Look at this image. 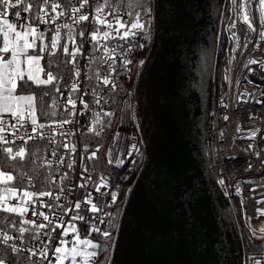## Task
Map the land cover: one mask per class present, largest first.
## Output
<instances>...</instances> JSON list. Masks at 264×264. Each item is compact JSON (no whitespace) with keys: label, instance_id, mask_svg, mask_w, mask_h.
<instances>
[{"label":"built area","instance_id":"built-area-1","mask_svg":"<svg viewBox=\"0 0 264 264\" xmlns=\"http://www.w3.org/2000/svg\"><path fill=\"white\" fill-rule=\"evenodd\" d=\"M113 1L107 0V7L104 9L106 19L109 21L114 19V15H108V13L118 14L124 22L130 24L134 20L133 16L125 9L116 8ZM49 2L60 3L62 9L70 14L71 7H78L82 0H49ZM103 2L104 0H88V4L81 12L88 15L89 20L73 26L71 39L67 35L68 29H60L62 38L75 39L80 52L76 56L73 74L66 79L60 91L56 92L58 118L42 120L38 112L37 116L39 122L47 126H53V121L64 119L70 120L71 123L63 124L52 133L56 144L47 145L45 141H29L30 149H33L36 144L42 146L40 158L37 159L40 168L37 171L32 170L34 177L32 185H29L27 180L21 181L17 178L11 186H15L21 193L24 190L30 192L51 190L54 195L60 194L61 198L59 201H54L50 197H38L37 202L29 206V210L23 217L14 214L17 216V223L11 222L6 227L0 221V232L6 231L13 236L14 239L9 243L16 244L22 250L40 248L43 244H49L48 236L44 233L50 232L51 227L60 223L67 228L68 222L77 214V211L85 218L84 221H73L82 239L92 240L93 235H99L91 231L92 226L108 230L107 221L112 217L106 214H114L120 196V187L126 183H134L145 162L135 87L127 89L119 102L118 97L122 95L120 92L123 90V85L132 75H136L137 79L140 65V62L137 63L138 54L147 48L148 43L150 49L152 36L150 40L146 29L143 28L136 30L135 37H129L127 40L115 37L113 34L107 40L101 39L99 44L92 41L91 33L97 28H100L101 32L111 31L94 21L95 8ZM241 3L242 0H237V5ZM250 3L252 6L248 10L249 20L256 31L248 29L243 20V11L233 4L232 0H225L222 9L219 20L218 51L223 36L227 35L230 44V59L226 67L227 85L221 96H218L214 84L204 154L226 195L231 201L234 196L242 198L245 216L251 227L264 235V231H261L264 229V187H262L264 184V82H254L250 79V75H255L264 80V50H262L264 41L259 37V32L264 31V25L261 24L260 11L257 7L259 0H250ZM32 4L33 8L30 12L11 9L7 18L15 22L18 27L21 23L30 22L37 29L36 36L41 33H56V24L72 23L68 14L60 17L55 24L41 23L37 17L42 15L39 9L43 6V0H37L35 5ZM37 4H39L38 9H34ZM16 11H20L21 18L18 19L12 15ZM229 17L231 20L228 19ZM81 31L84 32L83 37L79 35ZM123 31L125 29H121V32ZM104 48H107L108 52H105ZM252 60L256 63H250ZM77 70L80 72L79 77L75 76ZM104 77L108 78V84L103 83ZM74 82L78 83L79 90L72 93L71 85ZM69 95L76 100L73 115H69L67 111L72 108L71 105H67ZM81 100L88 105L87 109L84 108ZM97 100L99 103H96ZM116 110L118 121L115 127L113 126V133L107 137L110 125L112 128L110 120ZM97 113L99 123H96ZM3 119L8 124L16 123L14 118L8 115H5ZM26 127L30 132V124ZM45 131L51 132V127H46ZM12 132L13 129L6 126L3 135L7 140H15L16 145H20L22 142L17 137L24 135V130L19 129L16 136L11 135ZM252 132H256L255 138L251 137ZM62 133H71V135H62ZM63 144L69 147L57 146ZM3 146L0 144V149ZM73 146L75 151L71 150ZM53 149L57 152L56 156L51 155ZM93 153L95 156L92 155ZM61 157L64 163H60ZM141 158L142 162L139 164ZM44 160L51 161L52 167L48 168ZM3 163L4 153L0 151V170L16 175L14 171L3 169ZM69 163L72 164L71 168L67 166ZM49 173L54 184L42 182ZM61 187L64 189L62 194ZM113 191L117 192L115 203L108 195ZM89 196L91 203H86L85 199ZM39 201H43V204H59L62 207L50 209L44 207ZM77 201L81 204L79 210L74 208ZM17 202L18 198H10V203ZM92 204L96 205L98 209L96 212L90 210ZM34 209L48 215L53 221L48 228L40 230L39 240L34 238V226L22 223L25 220L48 223L40 216H33ZM66 209H72V211L66 213ZM101 219L105 221L104 224L100 223ZM12 224L16 226L13 227ZM20 227L30 229L24 233L22 239L18 231ZM61 232L62 229L57 227L56 232L51 233L49 260L52 264H55L53 250L59 246L60 239L68 240L71 246L74 234L70 232L67 237H63L60 235ZM86 233L90 234L86 236ZM0 258L9 259L10 264H29L27 251H21L19 255H16L11 253L8 246L2 242H0ZM256 260L264 264L263 257L256 258L252 264H255ZM43 264H49V261L45 260ZM64 264L69 262L65 261ZM244 264H248L245 249Z\"/></svg>","mask_w":264,"mask_h":264},{"label":"water","instance_id":"water-1","mask_svg":"<svg viewBox=\"0 0 264 264\" xmlns=\"http://www.w3.org/2000/svg\"><path fill=\"white\" fill-rule=\"evenodd\" d=\"M224 3L152 0L151 47L135 83L145 162L110 264H244L232 201L204 154Z\"/></svg>","mask_w":264,"mask_h":264},{"label":"snow or ice","instance_id":"snow-or-ice-1","mask_svg":"<svg viewBox=\"0 0 264 264\" xmlns=\"http://www.w3.org/2000/svg\"><path fill=\"white\" fill-rule=\"evenodd\" d=\"M234 5H237V0H232ZM88 4V0H82L79 3V6L71 7L70 14L66 13L62 9V5L57 2H49V0H43V6L40 7L39 11L42 13L37 17L41 23H53L66 14L70 15L72 23L56 24L55 36H53L50 49H57V42L60 38V29H68L69 39L73 36V26L81 22L89 20V16L83 14L81 10ZM250 0H242V3L237 5V7L243 11V20L247 24L250 31H256L253 27V24L249 20V9L251 8ZM22 7V11L28 13L33 8L32 3H24V0H15V3L12 0H0V144L4 145L0 151L4 153V162L5 164L9 162H23L30 157L40 158L41 145L36 144L33 149L28 147L29 141H45L47 145L56 144L55 136L52 134L56 132L58 127H61L63 124L71 123L70 120L64 119L60 121H53V126H47L43 123H40L37 116V104L39 103L42 107V114L45 116H55L56 112L54 110H43V96L37 97L34 93L30 94H21L22 89L26 86L36 85V86H46L52 85L55 87L56 92L60 91V88L56 85V81L59 79L58 76L54 75L51 71L45 72L44 69L40 66V61L42 57L38 54H28V50L35 47V40L37 38H42L43 34L41 33L39 37L36 36L37 29L32 26L30 22L21 23L19 27L13 21H10L7 17L10 14L11 9ZM66 7V6H65ZM105 7H107V0H104L103 3L99 4L95 8L96 15L94 17L95 23L99 25L106 26L111 31L101 32L100 28H97L91 33V40L99 44L101 39L107 40L110 36L115 34V37L120 39L127 40L129 37H135L136 30H142L144 25L140 23L139 14L136 15V18L130 23L127 24L124 22L118 14L108 13V15H114V19L109 21L106 19ZM260 11V20L261 24L264 25V0H259L257 5ZM50 9V12H49ZM54 13L55 15H51ZM16 18H21L20 11L12 13ZM234 27V25H233ZM121 29L125 31L121 32ZM81 37L84 36V32L79 33ZM29 37H32L30 40ZM260 40L264 41V31L259 32ZM74 43V41H73ZM62 51L67 56L71 57L70 60L66 63L75 64L76 56L80 52V47L76 46L73 51H70L67 45L61 46ZM41 52L45 51L44 48L40 49ZM105 52H108L107 48H104ZM52 55H55V52H52ZM10 57V58H6ZM52 61L49 62V67H51ZM127 63V62H126ZM250 63H256L255 60L250 61ZM80 72L77 70L75 76L79 77ZM104 84H108V78L104 77ZM79 90L78 83L74 82L71 85V92L75 93ZM48 93L45 92L44 96H47ZM259 102V101H258ZM81 103L84 104V108L87 109L88 105L81 100ZM99 103V100L96 101ZM67 105H71V109H67L69 115L74 114V109L76 106V100L73 99L72 95H69L67 98ZM57 107L56 100L52 101V109ZM8 115L11 118H14L16 123L8 124L3 117ZM105 115H110L105 113ZM97 120L96 123H99V114H96ZM228 119V117H225ZM30 124V132L27 130V125ZM9 126L13 129L11 135L16 136V133L19 129L24 130V135L18 136L17 138L22 142L20 145H16L15 140H7L3 135L5 127ZM51 127V132H46L45 128ZM99 135V133H96ZM62 135H71V133ZM252 138H255L256 132H252ZM12 145V146H9ZM58 147H69L67 144L57 145ZM251 147V145L249 146ZM72 151H75L73 146ZM52 156H56L57 152L55 149L51 152ZM95 156V153L92 154ZM257 155H259L257 153ZM91 158V157H90ZM60 163H64L63 158H59ZM33 164V171H35L36 165L35 161H30ZM44 164L48 168L52 167L51 161L44 160ZM69 168L72 167V164L67 165ZM251 167V165H249ZM66 175V174H65ZM17 179V176L13 173L0 170V185H4L2 191H0V212L14 215L18 214L23 217L29 210L34 202H37L38 197H50L54 201H59L61 196L60 194H55L51 190L40 191V192H30L24 190L22 193L15 187L11 186L12 182ZM19 179L21 181L27 180L29 185L33 184L34 177L30 175L27 171L19 173ZM63 177L61 178V180ZM43 183L54 184L52 180L51 173L44 177ZM223 183V181H221ZM83 187V185H81ZM99 191V188H97ZM64 189L60 188V193L62 194ZM111 196L112 202L115 203L117 199V192L113 191L108 193ZM18 198V202L15 204L10 203V198ZM43 204V201H39ZM86 203H91L90 196L86 197ZM44 207L54 208L62 207L59 204L46 203L43 204ZM81 204L77 201L74 204V208L79 210ZM92 212H96L98 209L95 204L91 205ZM66 213L72 211V209H66ZM33 216H40L44 221L48 223H36V221H22L25 224H31L34 226L35 233L34 238L36 240L40 239V230L48 228L52 225L53 221L49 218L48 215H45L43 212L33 210ZM106 215L111 216L112 219L107 221L109 228L108 230L101 229L97 226H92L91 231L98 233L102 238L101 242H93L91 239H82L78 235V229L73 223V221H84V217L77 214L71 217V220L68 222V227L65 228L63 223L51 227V231L44 233L48 236L49 244L52 240L51 233L56 232L57 227L62 229L60 233L61 236L67 237L69 233H73V238L71 240V246H69V241L66 239L59 240V246H56L53 250V255L55 259V264H64L65 261H68L69 264H92L99 254V251H107L109 248H114L116 245V240L118 237H114L111 229L116 228L118 230V225L115 223V216L111 213ZM101 224H104V220H100ZM15 227V224H12ZM21 239L24 236L25 232L30 231V229L25 227H20L18 229ZM264 231V229H261ZM86 233L85 235H89ZM14 239L13 236L9 235L6 231L0 232V242L4 245H7L11 253L19 255L21 251H27L29 264H43V261L48 260L49 264H52V261L49 260V244H43L40 248H29L22 250L17 247L16 244H10L9 242ZM38 257L39 259H33ZM0 264H10L9 259L0 258ZM255 264H261V261L256 260Z\"/></svg>","mask_w":264,"mask_h":264},{"label":"trees","instance_id":"trees-1","mask_svg":"<svg viewBox=\"0 0 264 264\" xmlns=\"http://www.w3.org/2000/svg\"><path fill=\"white\" fill-rule=\"evenodd\" d=\"M36 1L37 0H24V3L25 4L34 3L35 5ZM12 2L15 3V0H12ZM113 2L116 4V8L125 9L129 11V13L133 16L134 19L136 18V15L139 14L140 23L144 25V28L146 29L147 34L149 35V39L151 40L152 27H153L152 0H114ZM38 7L39 4H37V6H35L34 9H38ZM18 9H22V7L15 8L13 11ZM228 19L231 20V17H229ZM148 51H149V43L146 49L139 52L137 58L138 64L146 57ZM229 59H230V44L227 35H224L221 40L219 51L217 54V69L215 74V87L218 96H221L227 85L226 67L229 64ZM68 60H70V57L64 54L62 50L57 51L55 55L48 53L43 58V66L45 71H51L54 75L59 77V79L56 81V85L59 88H61L63 86V83L66 81V79L73 74V70L77 58L75 64L66 63V61ZM50 61H52L51 67H49ZM135 83H136V75H132V77L128 80V82H126L123 85V90L122 92H120V94L122 95L118 97V102L121 100L123 93L127 89H133L135 87ZM45 92L48 93L47 96H44ZM21 93H27V94L34 93L38 98L43 96V110L51 111L52 101L53 99L56 100V90L55 87H53L52 85L26 86L22 89ZM37 112L43 120L58 118L57 113L55 116L43 115L42 107L39 103L37 104ZM117 121H118V114L116 110V113L113 115V117L110 120V122H112V128L110 125V128L108 129L106 134L107 137H109L113 133V126L115 127ZM30 161H35V165H36L35 171H37V169H39L40 167L39 164H37L36 157H30L29 159H26L23 162H9L7 164H5L4 162L3 169L14 171L17 175V178L19 179V173H22L24 171H27L29 174L32 175L33 164ZM141 162H142V158L140 159L139 164H141ZM132 184L133 182L126 183L120 187L121 189H120L118 204L113 214L115 216V223L117 225H119L122 209L127 198V192L129 188L132 186ZM232 202L235 206L240 204L243 208V212L245 213L242 198L238 196H234ZM237 216H238L239 233L242 242L244 244V249L247 256V263L252 264L256 258L259 257L264 258V236H258L255 232H253L247 217L242 218L241 214L239 213H237ZM0 221L2 224L6 225L7 227L8 224L11 222L17 223V216L0 212ZM111 230L113 232L114 237H116L117 229L113 228ZM92 241L101 242L102 238L99 235H93ZM112 251L113 248H109L107 251H103V250L99 251L98 257L94 261H92V264H110Z\"/></svg>","mask_w":264,"mask_h":264},{"label":"rangeland","instance_id":"rangeland-1","mask_svg":"<svg viewBox=\"0 0 264 264\" xmlns=\"http://www.w3.org/2000/svg\"><path fill=\"white\" fill-rule=\"evenodd\" d=\"M42 34H43V37H42V38H37V39L35 40V47L32 48V49H29V50H28V54H38V55H40V56L42 57V59H41V61H40V66H41L43 69H44V66H43V58H44V56H45L46 54H48V53H49V54H52V52L57 53V51L62 50V48H61L62 45H67L70 51H73L74 48H75L76 46H78L74 38H73L74 40H68L67 38H66V39H63V38H62V35L60 34V38H59V40H58V42H57V49H55V50H49V49H50V45H51L52 38H53V36H55L56 33H53V34H44V33H42ZM39 36H40V34H39L37 37H39ZM29 39H30V38H29ZM30 40H31V39H30ZM73 41H74V43H73ZM41 48H44L45 51L41 52V51H40ZM262 50H264V44H263V49H262ZM262 52H263V51H262ZM6 58H10V57H6ZM70 59H71V57H70ZM44 71H45V69H44ZM45 72H47V71H45ZM21 94H25V95H27V93H21ZM51 110H54V111L57 113V107H56L55 109H52V108H51ZM40 119H42V118L40 117ZM42 120H43V119H42ZM4 187H5V186H0V191H2ZM232 204H233V202H232ZM239 205H240V204H239ZM239 205H236V206H235V205L233 204L234 211H235L236 218H237V223H238V216H237V213L241 214L242 218H246L245 213L243 212V208H242V206H241V205L239 206ZM238 228H239V225H238ZM251 229H252L253 232H255L258 236H264V235H261V234H260L255 228L251 227ZM93 242H94V241H93Z\"/></svg>","mask_w":264,"mask_h":264},{"label":"flooded vegetation","instance_id":"flooded-vegetation-1","mask_svg":"<svg viewBox=\"0 0 264 264\" xmlns=\"http://www.w3.org/2000/svg\"><path fill=\"white\" fill-rule=\"evenodd\" d=\"M128 192H129V190H128ZM128 192H127V195H128ZM127 199V198H126Z\"/></svg>","mask_w":264,"mask_h":264},{"label":"crops","instance_id":"crops-1","mask_svg":"<svg viewBox=\"0 0 264 264\" xmlns=\"http://www.w3.org/2000/svg\"><path fill=\"white\" fill-rule=\"evenodd\" d=\"M30 39H32V37H29Z\"/></svg>","mask_w":264,"mask_h":264}]
</instances>
